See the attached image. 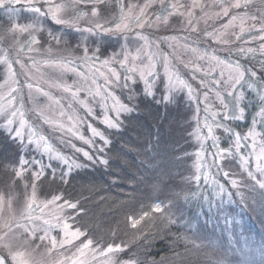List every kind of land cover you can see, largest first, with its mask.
<instances>
[{"label": "snow or ice", "instance_id": "6c2138e0", "mask_svg": "<svg viewBox=\"0 0 264 264\" xmlns=\"http://www.w3.org/2000/svg\"><path fill=\"white\" fill-rule=\"evenodd\" d=\"M159 4L160 12L154 14L155 26L159 27L161 23L167 24L169 16L187 15V25L189 31L197 35V39L191 43L181 45L182 48L193 53L195 60L191 62V67L194 72L202 73L204 77L212 76L218 72L219 79H213L211 84L214 88L225 89L222 94L216 91V98L220 101L223 112H210L207 106L209 93H203V100L206 104L203 109L205 116L204 122L201 126L199 123L196 129V139L200 142V149L195 153L194 169L195 174L190 179L196 184L197 190L185 194L184 199H198L203 198L209 200V195L200 191L201 180L205 185H210L212 188V197H220L221 199L226 195L231 199L233 193L229 191L224 184H221L212 174L214 168L217 174L228 177L230 173L223 170V164L228 158L238 157L242 170L246 173L248 180L251 182L250 191H259L261 198L264 199V132L256 131L257 120L252 119V127L248 132L241 136L238 131H234L226 123L229 120H244L246 113V106L243 105L245 100V93L242 90V84L246 83L249 89L256 92L261 104H264V0H260L258 5V12L251 14L248 9L253 4L254 0H213L211 5L202 4L199 0H192L190 7L185 8L183 4L169 2V0H146L143 6H137L138 12H133L132 7L129 6V11H124V6L121 5V15L119 22L115 23L113 27H106L102 23H96L94 27H88L82 31L92 33L99 30V33H117L131 31L130 25L135 24L138 29H143L145 26L153 27L152 17L149 16L148 10ZM95 3H102V0H95ZM85 4V0H62L61 3H56L55 0H0V8L4 9L11 21L17 17L21 11H27L32 14L33 20L30 23L20 25L18 23H11V27L4 30V35H0V65L3 66V79L0 80V119H3V127L7 129L11 138L19 140L23 145L25 136L29 144H35L37 149H42L44 153L49 155V159L61 160L68 166L69 172L73 168H80L83 165L76 160L65 156L58 151L49 138L42 133L39 127L30 122L28 113L25 111V97L20 94L21 82L18 77L15 65H19L22 69L28 67L29 69L39 73L43 78L42 69H48L55 73L56 80L49 83L50 87L58 88L66 93L71 98V103L67 105L69 111L72 110V104H79L87 113L88 116H93L94 111L90 106V101H95L99 98L100 106L104 109V116L102 123L109 128L119 127V117L122 113L132 111L126 104L119 100L115 95V88L130 89L129 81L135 83L134 76L137 74L145 84V94L154 95L152 88L155 79L158 77L157 63H161L166 77L165 88L167 94L163 97L164 100H169L171 94L183 90H187L188 98L192 101H197V89H194L192 84L183 78L179 70L171 67V61L167 54L159 53V45L149 39L148 36L142 32L136 33V38L143 41V44L136 49V54L131 55L126 48H122L123 59L118 63L124 69V74L121 75L115 68L109 67L115 60V57L100 60L98 55L99 48L92 51L89 55V49L85 46L80 50L83 55L74 57L71 51L65 50V54H54L49 47L45 52H41L35 45L40 44L37 33L43 31V22L51 19L56 24L76 25L79 21L88 16L87 12L80 10L81 5ZM21 5L22 7H17ZM206 7L218 8L219 11L207 13L204 12ZM184 8V11L179 9ZM71 9L73 17L71 20L65 19L64 14ZM199 9L202 13L201 19L207 24L208 19L215 18L222 20L227 18V22L222 24L221 29H213L208 31L207 27L201 32L198 28L199 20L193 23L195 18V11ZM237 13V14H233ZM98 10L93 4L91 8V16L97 17ZM251 22V23H249ZM259 23V27H257ZM238 28V31L236 30ZM80 31V29H77ZM253 32H259L260 44L259 49L251 47L237 46L235 53H233L231 46L233 44L239 45L244 41V36H251ZM51 36V33H49ZM202 36L205 40L212 41L216 44L224 46L227 50V57L222 58L217 55L215 51L211 54L205 50L203 53L199 51V37ZM9 37L13 38V43L5 46V40ZM21 37H26L21 42ZM59 43L58 37H53ZM127 36L125 40L127 41ZM169 40H176V37H167ZM185 40L188 38L185 37ZM155 43L156 51H153V44ZM195 45V46H194ZM259 52L260 59L256 62L259 64V69H254L250 66H245L240 59H230L233 55L244 57L246 60L249 57L255 58V54ZM39 54L41 59L37 60L31 54ZM24 54L28 64L27 66L21 61L20 56ZM142 57H146L147 63L142 62ZM141 61L140 63H137ZM201 61L206 63V67H201ZM97 62L100 66L107 69V74L100 71L97 67ZM189 67L188 64L184 65ZM227 68L228 73L225 77L223 69ZM219 70V71H218ZM67 73H74L79 77L78 83L67 84L62 82L63 77ZM25 79L31 81L33 79L31 72H25ZM98 77H103L104 83H98ZM248 77V79H246ZM191 79L195 80L193 75ZM201 87H207L205 79L199 81ZM28 89L27 99L34 104L31 111L42 120L44 124L55 125L62 131L82 140L85 144L96 149V153H103V147H96L94 139L86 138L80 131V125L84 123L83 118L79 115H68L62 106L60 99L52 97L49 92L43 88L28 82L24 85ZM6 89V91H3ZM35 89L40 96L47 97L50 101L49 108L52 104L61 106L59 116L61 118L67 116V125L61 123L60 120H52L45 116L44 110L35 101L37 97H33L32 91ZM85 93V97L81 99V94ZM225 96L230 100L226 103ZM111 99V111L115 113L116 119L108 115V100ZM132 97H129L131 100ZM199 107H197V114H199ZM261 117V125L264 126V107L257 113ZM211 120V122H209ZM14 125H18L15 126ZM93 138L98 137L104 145L109 141L104 134L98 129L88 125ZM206 130V131H205ZM222 131L226 136L232 138L231 143L227 147L221 146V137L217 135V131ZM260 137V140H257ZM212 141L211 147L214 149L208 155L211 156L209 162L205 155V142ZM70 147L76 152L82 153L89 161H99L102 164H107L108 161L102 156L95 155L90 151L82 148H77L75 144L69 141ZM247 148L249 151L245 154L242 150ZM254 157L255 167H250V160ZM40 163L39 161H33ZM21 166L14 171L16 179L23 177L26 169L24 165L28 161L21 160ZM51 169V165H48ZM53 171V178H55V170ZM45 175V167L41 164L40 168L32 173L31 193L25 196L23 206L18 213L13 208V198L9 197L7 201L0 195V249L7 251V255L0 251V264H45L43 260H35L29 252L31 245L40 247L46 246V252L50 256L54 252H60L61 258L54 262V264H88V253L91 252L92 259L95 260L97 255L100 257H107L104 264H116L112 259L111 254L120 253L126 250L127 245L108 244L106 248L101 249L100 243L90 238L88 231L82 230L81 227L75 226V223H69V220L75 222L76 215L83 212L79 208V201H70L64 199L63 194L53 195L50 199L38 202L37 201V181H40ZM68 173H63V176ZM66 182V181H65ZM230 185L232 188L241 186L249 187L243 181L231 179ZM25 190L29 187L27 183L24 185ZM240 195L239 192L236 193ZM243 198V197H242ZM5 204L7 206V214H5ZM65 210H71L75 215H64ZM153 211L161 213L164 208L157 203L153 207ZM149 215L144 212L138 218L136 216H129V227L136 229L141 221ZM58 230V231H57ZM56 232L53 235V232ZM81 238L83 240L81 241ZM77 243L76 251L71 255H64L65 251H70ZM95 244V247L93 245ZM199 247V245H196ZM35 251V249H33ZM122 264H135V261H124Z\"/></svg>", "mask_w": 264, "mask_h": 264}, {"label": "rangeland", "instance_id": "374dc122", "mask_svg": "<svg viewBox=\"0 0 264 264\" xmlns=\"http://www.w3.org/2000/svg\"><path fill=\"white\" fill-rule=\"evenodd\" d=\"M56 3H61L62 0H55ZM146 0H102V3H95V0H85V4L81 5L80 10L87 12L89 15L82 18L78 24L76 25H61L56 24L51 19H47L43 22V31L37 33L38 39L40 40L39 45H35L34 47H38L40 51L43 53L47 48H51L53 53L65 54V50L71 51L74 57H80L83 55L80 50L82 47H87L89 49V55H91L92 51L99 48V57L100 60H104L106 58L115 57L113 63L109 65V67L115 68L121 75L124 74V69L120 67L118 61L123 59L122 48H126L131 55L136 54V49L139 48L143 41H140L136 38L137 32H142V34L149 37V39L159 45V53L167 54L171 61V67L179 70L180 74L184 79L188 80L194 89H197V101H192L188 98L187 90L175 92L171 94L169 100H164V96L167 94L165 83L166 77H164V71L161 63H157V73L158 77L155 79V83L153 85L152 91L154 95L145 94V84L143 80L139 78L137 74L134 76L135 83L129 81V89H120L115 88V95L119 97V100L126 104L129 108L131 106L128 102L135 101V98L142 94L144 96H150L156 102H173L177 103L180 101L182 108L188 110L187 116L185 118L186 128L180 123H183V120L176 121L174 118L169 117L167 119V123H169L172 127L174 126V130H171L168 134L170 137H175L177 134H186L188 132V138L191 144V149L189 150V161L188 167L189 172H187L184 177L185 179L191 183L192 188L186 192L190 193L197 190L196 184L190 179L195 174V169L193 167L195 162V153L200 149V142L196 139V129L198 123L202 126L204 122L205 113L203 109L206 104L203 100V93L207 91L209 93L207 106H209L210 112H223V107L220 101L216 98V91H220L222 94L225 89L223 88H214L211 84L213 79H219L218 72L214 73L212 76L204 77L202 73L194 72L191 67V62L195 60V55L186 49L182 48L181 45L185 43H191V41L196 40L198 37L196 34L191 33L189 31L187 25V15H173L169 16L168 23L165 25L161 23L159 27L155 26L154 14L160 12L159 4L148 10V14L152 17L153 27H147L143 29H138L135 27V24L132 23L130 25L131 31L126 32H117V33H99V30H96L92 33L82 31L88 27H94L96 23H102L106 27H113L115 23L119 22V18L121 15V5L124 6V11L127 13L129 11V6L132 7V11L138 12L139 8L137 6H143ZM169 2L183 4L185 8L190 7L192 4V0H169ZM202 4L211 5L213 0H199ZM260 0H254L251 7L248 11L251 14H256L258 12V5ZM95 5L98 10L97 17L91 16V8ZM17 7H22L21 5H17ZM184 8L179 9V11H184ZM219 11L218 8L214 7H206L204 12L212 13ZM237 14V13H233ZM195 18L193 19V23H196L199 20L198 28L201 32L207 27L208 31H212L213 29H221L222 24L227 22V18L222 20H216L214 17L208 19L207 24H205L204 20L201 19L202 13L199 9L195 11ZM73 17V12L69 9L65 14V19L71 20ZM33 17L32 14L27 11H21L17 17H14L11 21L9 20L8 14L4 9L0 8V35H4V30L11 27V23H18L20 25H24L32 22ZM264 23V21H260ZM251 23V22H249ZM257 27H259V23H257ZM77 29H80L78 31ZM238 31V28L236 29ZM51 33V36L49 35ZM261 34L259 32H253L251 36H254L255 39H251L249 35L244 36V41H249L248 43L241 42L239 45L233 44L231 46L233 53H235V48L237 46L243 47H251L254 49H259L260 41L259 36ZM125 36H127V41L125 40ZM53 37L59 38V43L56 42ZM167 37H176V40L166 39ZM188 39L185 40L184 38ZM26 37H21V42ZM13 43V38L9 37L5 40V46ZM155 43L153 44V51H156ZM195 46V45H194ZM205 50L209 54L213 51L222 58L227 57V50L224 46L216 44L212 41L205 40L202 36L199 37V51L203 53ZM35 59H41L39 54H31ZM230 59H243L244 57H238L233 55L228 57ZM261 57L259 52L255 54V58L249 57V61L259 60ZM21 61L27 66L28 61L24 54L20 56ZM138 61L137 63H140ZM142 62L147 63L146 57H142ZM201 67H206V63L201 61ZM243 64V62L241 61ZM188 64L189 67L185 68L184 65ZM244 65V64H243ZM246 66V65H245ZM97 67L100 68V71L105 72L107 74V69L100 66L99 62H97ZM247 67V66H246ZM16 71L18 73V77L21 82V91L18 95L23 94L25 97V111L28 113V117L30 122H34L39 129L42 131L44 135L49 138V141L53 144V146L63 153L65 156L70 157L73 160H76L81 165L85 166L90 163H96V161H89L85 157H83L82 153H78L70 147L69 141L72 144H75L77 148H82L86 151H90L95 155H99L96 153V149L85 144L82 140L71 136L70 134L62 131L60 128L55 125L44 124L42 120L37 119L31 109L34 107L32 102H29L27 99L28 89L24 87V85L28 82L33 83L45 91L49 92L52 97L58 98L62 102L63 110L68 115H79L83 118L84 123L80 125V131L82 134L89 139H94L96 147H103V142L98 138H93L91 132L88 128V125L91 124L92 127L98 129L102 132L99 125L106 126L102 123V118L104 116V109L101 108L99 98H96L95 101H90V106L93 108L94 115L88 116L86 111L79 104H72V110L69 111L67 105L71 103V98L58 88L50 87L49 83L53 80L57 79L55 73L51 72L48 69H42L44 75L41 78L39 73L25 67L22 69L19 65H15ZM219 71V70H218ZM225 73V77L227 76L228 69H223ZM25 72H31L33 79L31 81H27L25 79ZM3 66L0 65V80L3 79ZM195 75L196 79L193 80L191 77ZM200 79H205V83L207 87H201L199 81ZM248 79V77H246ZM64 83L73 84L79 82V77H77L74 73H67L63 77ZM98 83L103 85L104 80L103 77H98ZM139 85V89H136V85ZM242 90L245 93L252 94L251 99L248 101H243V105L246 106V113L244 120H229L226 123L229 127H231L234 131H238L241 136L245 135L249 128L252 127V119L253 117L257 120L256 131L264 132V126L261 125V117L257 115L259 110L264 107V104H261L259 98L255 91L249 89L247 84H242ZM3 91H6L4 89ZM33 97H37L38 99L35 101L40 107L43 108L45 116L51 118L52 120H60L61 123L67 125V116L61 118L59 116V112L62 110L61 106L52 104L49 108L50 101L47 97L40 96L39 93L33 89L32 91ZM85 93L81 94V99L85 97ZM132 97L129 100V97ZM230 100L229 97L225 96V102L227 103ZM251 107L256 108L255 112L250 116L248 120H250L248 126L245 125L246 117L248 114L247 103ZM111 99L108 100V115L113 119H116L115 113L111 111ZM197 107H199L200 111L197 114ZM132 109V108H131ZM150 111V109H147ZM130 112L122 113L119 117L118 123L122 120V117L130 114ZM182 117V114H179ZM182 119V118H181ZM211 122V120L209 121ZM3 119H0V195L5 198V201L9 197L13 198V208L17 211L23 206L25 196L31 193V182H32V173L37 171L41 164L45 167V175L47 179L53 178V171L55 170V178H62L63 173H68V175L77 170L78 168H73L71 172H69L68 166L64 164L61 160L58 159H49V155L44 153L42 149H37L35 144H29L27 140V135L25 136V140L23 145L19 140L11 138L8 134L7 129H5L3 125ZM165 124L164 127L157 126L156 132L160 135L169 131L170 125ZM18 126V125H14ZM142 127L143 125H139ZM235 126H239L238 128L241 130H237ZM107 127V126H106ZM244 127V128H243ZM109 128V127H108ZM206 131V130H205ZM221 137V146L227 147L229 143H231L232 138L230 136H226L222 131H217L216 133ZM106 138V137H105ZM172 139V138H171ZM257 140H260V137H257ZM170 141V140H169ZM167 141V142H169ZM165 144L166 148L169 149L170 145ZM176 142V141H174ZM160 145V143H159ZM158 145V146H159ZM212 141L209 139L205 142V155L208 161H211V156L208 155L214 149L211 147ZM174 148V146H173ZM159 150L158 147H155V153ZM245 154L249 151L247 148L242 150ZM100 156V155H99ZM28 161V164L24 165L26 171L24 175L20 179H16L14 175V171L19 169L21 164V160ZM33 161H39L40 163H34ZM171 163L174 162V159L170 160ZM48 165H51V169L48 168ZM250 167L254 169L255 167V159L254 157L250 160ZM223 170L228 171L230 175L225 177L221 174H217L216 170L212 169V174L216 177V179L224 184L225 187L233 193L231 199L228 196H224L222 199L220 197H212V188L210 185H205L203 180H201L200 191L209 195V201L204 200L203 198L185 200L183 198L184 208L192 207L190 210H186L188 213L193 215V218L190 222L184 223L186 230L188 231L187 237L189 238V242L194 245V249L191 250L199 260H201L202 264H264V199L261 198L260 192L250 191L251 182L248 180L246 173L242 170L240 166V161L238 157L228 158L223 164ZM68 175L63 176V178H67ZM43 177V178H44ZM42 178V179H43ZM231 179H237L244 182V184L249 187H238L232 188L230 185ZM25 183L29 185L27 190H25ZM184 183L186 181L184 180ZM41 183L37 181V201H45L50 199L51 196H47L45 191L40 192ZM239 192L240 195L236 193ZM116 194V193H115ZM184 194V197H185ZM60 195V194H57ZM243 197V198H242ZM169 199H164V201L160 202V200L156 199L150 209L154 207L155 204L159 203L163 206L164 211L161 213L162 218L167 221L174 222L179 213L175 211V209H168L171 201H167ZM166 205V207H165ZM168 205V206H167ZM193 205V206H191ZM165 209H168L165 211ZM183 209V208H182ZM70 210H65L64 215L72 216L69 212ZM5 214H7V206L5 204ZM75 213H73L74 215ZM139 217V216H138ZM137 217V218H138ZM128 218V217H127ZM160 219V217H159ZM69 223H73L72 220L68 221ZM80 227V226H79ZM190 230H189V229ZM82 229V228H81ZM185 230V231H186ZM58 231V230H57ZM124 232H131L124 231ZM56 232H53L55 235ZM124 234V233H123ZM91 238V237H90ZM93 239V238H92ZM83 238H81V241ZM120 245L124 246L128 243H122L119 241ZM189 244V247L192 245ZM113 245H116L113 243ZM196 245H199L197 247ZM79 246L77 243L70 251H65L64 255H71V253L76 251V247ZM108 244L103 245L100 244L101 249L106 248ZM95 247V244L93 245ZM35 249V251H33ZM195 250V251H194ZM0 251L4 252L7 255V251L4 249H0ZM29 252L32 255V258L35 260H43L45 264H54L55 261L61 258L60 252H54L50 256L46 252V246L41 245L40 247H36V245H31L29 247ZM118 254H111L112 259L116 262V264H122V262L127 260H119ZM92 253H88V264H104L107 260V257H100L97 255L96 259H92Z\"/></svg>", "mask_w": 264, "mask_h": 264}, {"label": "trees", "instance_id": "16d2710c", "mask_svg": "<svg viewBox=\"0 0 264 264\" xmlns=\"http://www.w3.org/2000/svg\"><path fill=\"white\" fill-rule=\"evenodd\" d=\"M241 61L254 69L260 67L257 60L243 58ZM251 96L246 93V100ZM176 102L158 103L150 96L139 94L135 101L128 102L132 111L122 117L118 128L99 125L109 143L98 154L107 164L96 161L84 164L65 179L45 176L40 180L41 193L44 190L47 196L63 194L64 199L79 201L83 212L72 222L86 229L94 241L103 245L128 243L126 250L118 254L119 260L135 261V264H202L191 250L194 245L189 242L184 226L193 218L186 211L192 207L185 210L186 202H183L184 194L192 188L184 177L189 172L188 132L176 134L174 138L168 136L175 128L167 123L169 117L183 120L180 124L186 128L188 110L182 108L180 101ZM247 108L244 126H248V119L256 110L248 103ZM165 124L171 126L169 131L158 134L156 127L163 128ZM155 147L159 149L156 153ZM166 198L171 201L168 209L179 213L174 222L162 218L165 212L156 213L149 208L156 199L162 202ZM144 212L149 215L136 229L130 228L127 217H138Z\"/></svg>", "mask_w": 264, "mask_h": 264}]
</instances>
